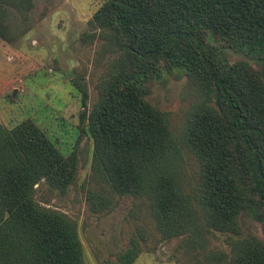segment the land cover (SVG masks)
<instances>
[{"label": "trees", "instance_id": "obj_1", "mask_svg": "<svg viewBox=\"0 0 264 264\" xmlns=\"http://www.w3.org/2000/svg\"><path fill=\"white\" fill-rule=\"evenodd\" d=\"M5 3L24 14L32 1L0 0V42L9 43L15 31ZM88 26L99 52L115 58L89 110L82 86L72 85L82 108L73 129L91 141V179L106 200L145 202L164 238L186 237V264H264L255 240L235 243L229 255L205 251L198 226L203 219L205 228L236 232L245 213L264 233V0H102ZM227 51L256 69L229 62ZM173 72L202 97L184 135L197 165L193 197L178 182L167 116L146 100L148 83ZM76 172L75 153H62L33 121L0 125V264H83L73 220L34 198L40 183L63 195ZM92 198L88 192L96 213L105 202L96 208ZM146 239L129 236L97 264H133Z\"/></svg>", "mask_w": 264, "mask_h": 264}, {"label": "rangeland", "instance_id": "obj_2", "mask_svg": "<svg viewBox=\"0 0 264 264\" xmlns=\"http://www.w3.org/2000/svg\"><path fill=\"white\" fill-rule=\"evenodd\" d=\"M31 8L18 14L5 3L15 35L9 43L0 42V125L8 129L23 120H31L66 154L75 153V182L63 195L50 191L42 183L35 189V200L44 207L59 211L73 220L81 244L83 264L112 260L129 236L144 234L146 242L133 264H186L189 260L185 236L164 238L153 226L148 205L135 198L101 193V183L91 179L92 144L85 133L75 134L82 111L80 94L72 86H82L85 108L96 98L95 86L115 58L101 54V41L88 37V22L102 0H31ZM86 37V41H82ZM229 62L253 61L241 54L226 52ZM147 102L165 113L177 151L175 171L182 192L199 194L196 161L188 151L184 135L188 121L202 104V97L186 78L176 72L148 83ZM97 208L93 213L88 199ZM107 201V202H106ZM197 213H201L197 209ZM198 223L204 237L205 251L231 253L241 241H257L264 246L261 225L240 213L236 232L219 233Z\"/></svg>", "mask_w": 264, "mask_h": 264}]
</instances>
